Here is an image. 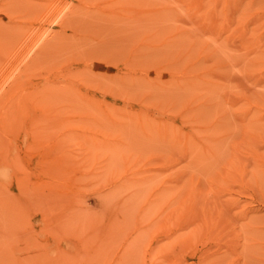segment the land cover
I'll list each match as a JSON object with an SVG mask.
<instances>
[{"label":"rangeland","instance_id":"1","mask_svg":"<svg viewBox=\"0 0 264 264\" xmlns=\"http://www.w3.org/2000/svg\"><path fill=\"white\" fill-rule=\"evenodd\" d=\"M0 83V264H264V0H0Z\"/></svg>","mask_w":264,"mask_h":264},{"label":"bare ground","instance_id":"2","mask_svg":"<svg viewBox=\"0 0 264 264\" xmlns=\"http://www.w3.org/2000/svg\"><path fill=\"white\" fill-rule=\"evenodd\" d=\"M78 1H79V0H78ZM65 10H66V9H65ZM70 12H71V11H70ZM70 12H69V13H70ZM57 13H58V12H57ZM64 14H66V13H64ZM66 15H67V14H66ZM58 18H59V17H57V18L54 20V23H55V21L58 20ZM62 20H63V19H61V21H62ZM50 32H51V31H50ZM46 34H47V33H46ZM46 34H45V35H46ZM42 35H43V34H42ZM49 35H50V34H49ZM51 35H52V34H51ZM43 36H44V35H43ZM47 36H48V34H47ZM46 39H47V38H46ZM40 40H41V39H40ZM48 40H49V39H48ZM22 69H24V68H22ZM20 77H21V75L17 77L18 79L16 78V80H17L18 82L21 81V80H20V79H21ZM5 82H6V81H5ZM8 83H9V82H8ZM0 84H1V83H0ZM4 84H5V83H4ZM9 85H10V84H9ZM16 85H17V84H16ZM18 85H19V84H18ZM1 86H2V84H1ZM3 86H4V85H3ZM7 86H8V85H7ZM13 86H14V85H13ZM19 86H20V85H19ZM22 87H23V86H22ZM9 88H11V86L8 87V89H9ZM14 89H15V88H14ZM5 90H6V89H5ZM12 90H13V89H12ZM0 91H1V90H0ZM11 92H15L16 95L18 94V95H17V100H18V98H19L18 96H19V94L21 95V93H16V90L11 91ZM7 93H8V92H7ZM4 94H5V93H4ZM1 95H3V93H0V96H1ZM12 95H14V93H13ZM16 95H15V96H16ZM30 96H32V95H30ZM3 97H4V95H3ZM5 97L8 98V97H10V96H8V94H6ZM5 97H4V98H5ZM33 97H34V96H33ZM10 98H13V97L11 96ZM6 100L8 101V100H10V99H6ZM11 100H12V99H11ZM11 100H10V101H11ZM13 100H14V99H13ZM13 100H12V101H13ZM40 100H41V99H40ZM18 101H19V100H18ZM20 101H21V100H20ZM4 102H5V101H4ZM12 104H13V103H12ZM0 108H1V107H0ZM9 111H10V110H9ZM11 111H12V110H11ZM106 111H107V110H106ZM7 112H8V110H7ZM23 112H24V111H23ZM141 113H142V112H141ZM10 114H11V113H10ZM106 115H107V114H106ZM106 115H105V116H106ZM109 115H111V114H109ZM111 118H112V117H111ZM111 118H110V119H111ZM141 122H142V121H141ZM141 125H142V124H141ZM162 129H163V128H162ZM191 129H192V128H191ZM165 130H166V129H165ZM190 135H191V134H190Z\"/></svg>","mask_w":264,"mask_h":264}]
</instances>
